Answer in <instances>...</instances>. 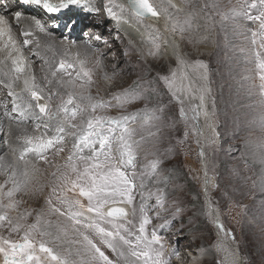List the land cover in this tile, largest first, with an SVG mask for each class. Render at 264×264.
<instances>
[{
  "label": "rangeland",
  "instance_id": "rangeland-1",
  "mask_svg": "<svg viewBox=\"0 0 264 264\" xmlns=\"http://www.w3.org/2000/svg\"><path fill=\"white\" fill-rule=\"evenodd\" d=\"M180 1L183 10L188 11L173 20L179 24V29L173 35L181 39L180 56L187 57L184 63L176 57L169 60L161 58L164 53L163 35L169 31L165 21L162 24L161 21L151 22L144 42L147 50H137L128 41L130 39L127 40L117 30L115 23L109 21L111 15L105 12L111 7H119L121 12L126 10V4L121 0H104L98 14L86 17L90 22L85 23L83 34L81 32L79 38H75L79 42H68L73 46V52L83 44L90 49L91 46L85 44L84 40L88 37L90 42L94 40V43L100 45V48L97 44L93 46L92 54L81 47L78 54L81 49L87 53L77 54L76 60L68 58L67 61L64 54L52 59L45 56L39 59L38 52L30 57L29 63L36 75L39 74L37 79L41 99L52 105V111H55L62 97L66 98L65 89H57L53 85L55 79L57 81L67 77L59 72L60 76L50 77L45 69L49 65L56 68L61 60L77 68L80 62L90 67L93 61L95 67L90 68L93 79L91 92L93 96L110 100L113 105L116 104L113 95L132 88L134 82L139 81L143 88L148 89L142 98L123 107L112 106L97 111V115L111 117L139 113L136 121L129 126L137 130L134 139L144 137L136 146V187L133 189L132 203L118 197L105 206L121 204L130 207L129 216L116 218L115 223L125 224L134 233H138L142 216L147 215L150 223L145 225L146 234L150 237L155 230L162 238V259L167 260L168 264H177L175 260L185 250L204 251L202 255L211 257L203 259L201 264H229L231 253L240 259V263L235 259L232 264H264V79L261 78L264 69L260 68L261 61H264V47H261L264 43V29L260 28L259 21L248 19V16L259 15L264 6L260 5L259 0ZM253 4L256 7H252ZM188 14L191 19L187 17ZM199 17L204 19L202 35H207V43H197L195 38L197 33L194 25ZM76 21L78 23L79 20ZM105 22L108 23L106 26L110 29L109 33L102 29ZM156 37L160 50L152 56L148 53L154 48L153 39ZM113 42L119 44L117 53ZM202 45L208 47L205 52L200 48ZM101 49L103 51L98 55ZM99 59L109 62L108 73L102 74L104 68ZM197 60L207 65L206 78H202L205 75L204 69L193 66ZM173 72L176 73L177 84L183 78L185 85V91L178 93V99L172 96L164 81L158 79L171 76ZM56 92L60 95H55ZM146 106L148 110L157 106L164 108L163 113L159 114L161 119L153 121L155 127H141L145 120ZM181 108L186 115H181ZM40 120L43 121L44 117ZM150 132L154 135L150 136ZM22 137L23 134H20ZM20 138L15 140L14 146L9 143L18 159L25 147ZM71 144L72 141H69L63 145L65 152L61 153L58 163H64ZM113 147H116L115 144ZM48 156L51 161L54 153L49 152ZM6 161L8 164L14 162L11 157L6 158ZM152 161H159L154 173L150 166ZM37 164L42 172L41 176L37 174L35 178L41 185L40 190L32 191L30 183L26 189L14 194L13 199L20 201L18 206L7 210L12 220L23 226L22 230L10 233L7 228H0V235L21 240L27 226L35 222L37 214H42V219L50 222L47 231L51 235L42 236L39 230L30 232L32 240L37 245L41 240L45 241L47 247L67 259L69 264H104L102 260H93V250L83 240L81 233L88 235L113 264H143L142 260L137 262L130 255L126 245L119 246L118 250L124 252L120 256L104 245L91 230L80 228L77 231L67 215H63L65 220L59 213L52 212L46 200L51 195L53 180L49 173L53 169L42 162ZM15 166H18L19 172L23 170L24 163L17 160ZM128 171L131 174L132 169ZM7 178L8 175L5 177L1 171L0 184ZM10 183L5 184L4 192L11 188ZM34 193L38 195L37 200H34ZM68 195L70 198L81 199L87 205V198L73 193ZM158 197L161 204L157 203ZM51 198L57 207H61L55 195H51ZM2 201L7 204V196H3ZM26 211L32 214L19 219L21 213ZM62 211L66 209L62 208ZM210 212L214 214L209 215ZM217 219L223 225V230L217 226ZM225 242L229 245H224ZM37 254L43 257L38 248ZM0 264H4L3 254H0Z\"/></svg>",
  "mask_w": 264,
  "mask_h": 264
},
{
  "label": "snow or ice",
  "instance_id": "snow-or-ice-1",
  "mask_svg": "<svg viewBox=\"0 0 264 264\" xmlns=\"http://www.w3.org/2000/svg\"><path fill=\"white\" fill-rule=\"evenodd\" d=\"M82 2L83 0H18V3L41 7L50 14L66 12ZM259 3L264 6V0H259ZM135 7L138 16L145 13H150L153 16L158 15L149 0H135ZM252 7H256V5L253 4ZM0 9H3V14H0V35H4L11 32V24L7 16L10 9L7 4H0ZM177 10L179 11V9ZM108 11L111 15V9ZM233 11L235 12V9ZM21 15L22 13L17 11L15 18L19 20ZM248 19L259 21L260 28L264 29V10H261L259 15L255 17L248 16ZM32 20L36 27L44 31V25L39 19L34 16ZM76 24L77 21L69 16L64 22V27L71 31ZM23 35L29 37L32 33L24 31ZM9 39H11L10 36ZM157 40L158 37L153 39L155 51L150 50L149 55L155 56L159 52L160 44L156 42ZM30 43L31 40L29 39L23 41L25 46ZM261 47H264V43L261 44ZM13 51L19 53V50L14 47L9 52L13 71L18 75L11 77V82L7 85L9 89H12L15 81L19 80V74L25 73L27 69L24 57L21 54L13 56ZM36 54L33 53V55ZM181 63L184 61L181 60ZM193 66L204 69L205 75L202 78H206L207 65L203 61L197 60ZM260 68L264 69V61H261ZM58 72L67 77V79L61 78L56 81L58 87L65 89L66 98H61V102L56 106L55 111L50 110L48 104L37 105L39 112L53 124L54 134H47L49 123H44L43 134L39 136L25 134L22 137L25 147L20 152L19 160L23 161L24 168L19 172L14 164H7L4 158L0 156V170L11 169L7 180L0 184V228H7L10 233L19 232L23 228L19 222L12 220L7 210L16 208L20 203V201L13 199L14 194L26 189L37 174L41 173V169L37 167L36 163H33L29 169V162L25 160V157L31 154L37 158V162H42L53 169L49 173L53 180L51 195H55L56 201L61 207H57L53 203L50 195L46 203L52 212L67 215L77 231L80 228L91 230L100 237V241L104 245L112 249L113 252H118L120 256H123L124 252L118 250L119 246L126 245L130 250V255L137 262L142 260L143 264H168L167 260L162 259L164 255L162 238L155 230L151 232L150 237L146 234L145 225L150 223L147 215L142 216L138 233H134L125 224L114 222L118 217H127L128 213L124 208H105L118 197L129 204L132 203L134 198L132 193L136 187V146L143 141L144 137L141 136L140 140L134 139L137 130L129 126L136 121L139 113L111 117L97 115V111L112 106L123 107L127 103L142 98L148 89L143 88L139 81L134 82L132 88L124 89L122 94L113 95L112 99L116 101V104L113 105L110 100L93 96L91 92L92 71L83 62H80V66L77 68L76 65L61 60L56 70L51 71L52 77L55 78ZM3 75L8 77L9 73L4 72ZM261 78L264 79V76ZM35 79L34 75L25 76L23 80L24 91L29 93L32 99L40 100V89L35 83ZM158 79L164 81L174 98L178 99V93L185 91L183 78L177 84L175 72L171 76L158 77ZM148 83L151 84L152 82ZM77 88L79 91H76ZM9 94L17 95L11 91ZM54 94L60 95L59 92ZM200 99L203 101L202 95ZM28 108L31 109V105H28ZM163 111V106H157L150 110L146 106L145 120L141 127H155L153 121L160 120L161 115L159 114H162ZM181 115H186L183 108H181ZM39 128L40 124H37V129ZM149 135H154V133L150 132ZM69 139L72 141L71 150L64 163H58L57 160L61 153L65 152L63 145ZM114 144L115 148L113 147ZM85 150L88 151L87 155H85ZM49 152L54 153L51 161L48 156ZM158 163L159 161L150 163L153 173L156 171ZM128 169H132L131 174ZM9 181L12 187L4 192V186ZM69 193L87 198V205L79 198H70ZM3 196H7V204L3 203ZM157 203H162L159 197ZM62 208L66 211H62ZM179 211L180 209L177 208V212ZM141 212H144L143 205ZM31 214L27 211L21 213L19 219H25ZM213 214V212L209 213V215ZM216 223L223 230V225L218 219ZM50 226L49 221L42 219V214H37L35 222L27 226L21 240H13L11 236L6 238L0 235V254H3L4 264H51L52 261L55 264H69L67 259L55 254L52 248L47 247L45 241L41 240L37 245L32 240L30 232L39 230L42 236L51 235L47 231ZM63 231L66 234V229ZM81 235H83V240L89 248L93 250V260L99 259L104 264H113L88 235L83 233ZM232 238L234 239V236ZM154 245L159 247H154ZM37 248L43 257L37 254Z\"/></svg>",
  "mask_w": 264,
  "mask_h": 264
},
{
  "label": "bare ground",
  "instance_id": "bare-ground-1",
  "mask_svg": "<svg viewBox=\"0 0 264 264\" xmlns=\"http://www.w3.org/2000/svg\"><path fill=\"white\" fill-rule=\"evenodd\" d=\"M84 1H86V0H83V2ZM94 1H96V0H94ZM150 1H151L152 5L154 6V9H156L159 12V16H157L155 18L138 16L135 12H133L127 6L126 10H123V12H120V14L122 16V19L119 22V27H116L117 30L121 34H123L127 40L130 39L128 41L132 42L133 46L135 48H137V50L145 51V50H147V46H146V44L144 42L146 40V36L148 37V34H149V31H148L149 27L148 26H150L151 22L158 23V21H161V24H162V22L165 21L167 23V28L169 29V31L167 33H164V35H163L164 36V39H163L164 42L162 43V48H163V52L164 53L161 56L162 60H169L172 57H176V58H180L183 61H186L187 60L186 56H184V57L180 56V54H181V44L179 42H180L181 39L178 38L177 36L173 35V33L176 30L179 29V24L174 23L173 20L175 18H180V16H182V15L184 16L186 11H188V10H183L180 0H150ZM103 2H104V0L103 1L102 0H97L96 4H103ZM121 2H124V0L123 1L121 0ZM21 4L22 3H18L16 1H13V2L10 3L11 8H13L14 10L21 9L22 11L26 12V14L28 16V17L25 18L27 23H28V25L26 27H24V28L15 27L14 26V21L12 19H9V23L11 24V32L10 33L13 35L14 40H16V39L20 40L19 39V34L20 33L18 34V32L25 31V30H33L32 23L29 22V18L34 16L33 15V8L30 7V6L23 7V6H21ZM84 6L85 5L80 6L78 8L73 6L72 7L73 9H70L67 12H65L64 14L59 15L57 17V21H66V19L69 16H72L75 20L78 19V20H82V22H83V19H86V16H87V15H85V7ZM118 9H119V7H118ZM177 9H179V11ZM1 11H3V9H0V12ZM187 17L189 19H191L189 14L187 15ZM113 19H114V17H113ZM109 21H111V20H109ZM143 21H145V22H143ZM106 24H108V23L105 22V24L102 25V29H104L106 33H109L110 29H108ZM204 25H205L204 24V19L202 17L201 18L199 17L197 19L195 25H194L196 33H197V35H195V38L197 39V43H207L208 42L207 35H202V32H204V30L202 29L204 27ZM62 29H63V27H62ZM60 36L61 35H59L58 32H56L53 29H52V33H50L49 35L43 34V33H39L40 40L37 41L36 44H35V46L37 47V50H33L32 48H29V49H32V51H28V49H27L25 51V53H23L21 55L29 63L30 57L33 55V53H38L39 49H42V51H39L41 56H45L47 58H51L52 59V58H56L57 56H60V55L64 54L65 57H66L65 59H67V61H68V58L76 60L79 48H81V47H84L88 51L89 54H92L94 52L92 47H90V49H89L84 44L81 45L80 47H77L75 49L76 52H73L72 51L73 46L70 45L68 43V41L60 40V39L58 40V38H61ZM107 38L109 39L108 36H107ZM0 41H1V44H3L4 46H7V48H8V50H6L4 52L3 56L9 57V49L12 48V47H15V46L13 44H11L12 43L11 40L1 39ZM97 43H95V44H97ZM85 44H87V43H85ZM113 44H114V47H113L114 51L117 53L119 51V49H118L119 48V46H118L119 44L116 45V43H114V42H113ZM87 45H89V44H87ZM98 46H100V45L97 44V47ZM98 48H100V47H98ZM98 48H97V50H98ZM200 48L202 49L203 52H205L208 49V47H206L205 45H202V47H200ZM85 49H81L79 54L82 53V52L87 53V51ZM153 49L154 48H151L152 51H153ZM69 51H71V52H69ZM102 51H103V49H101L98 52V55H100L99 53H101ZM12 55L15 56L16 54H12ZM111 57L112 56H110V58ZM60 58H57V59L60 60ZM0 60H1V58H0ZM99 61L103 65L102 68H104L103 71H101L102 74L103 73H108V70L110 69L109 62L108 61H104L102 59H99ZM43 62H44V60H43ZM32 67H31V65L29 63V72L24 74V75H20L19 80L15 81L14 86L12 88V90L15 93L20 95L22 98L23 97L28 98L30 101L32 100V98H31L29 93L24 91L23 80H24L25 76L34 75L35 78H36L35 79V83L38 85V79H37L38 77H37V75H39V74L36 75V73L34 71L35 69H33ZM53 67H52V65L51 66L49 65L45 69L47 74L50 77H52V75L50 73L51 70L52 71L55 70V67H54V69H52ZM92 67L93 68L95 67V64H94L93 61L91 62L90 67H87V68L90 69ZM4 72H8L9 76L5 77L3 75ZM13 76H16V75L11 72L10 68L7 65H3V64L0 63V81H3V83H0V98L1 97L4 98V99L6 98L7 92L9 90L7 85H8V83L11 82V77H13ZM58 76H60L59 73L57 74L56 77H58ZM53 85L57 89H60L58 87L57 83H56V79H55V82H54ZM52 109H53V107H52ZM13 116H15V114ZM47 123H49V129H48V133L47 134L51 135L53 133V131H54L53 124L51 122H49V121ZM36 129L32 125H25V124H20V123H16V122H9L7 117H6V113L1 108V101H0V156H3L4 161H6V158L11 157L14 160L13 164L16 165V162L19 159L15 155V153L10 149L9 145L11 144L12 146H14L16 144L15 140L16 139L18 140L20 138V134H23V136L25 134L39 136V135L44 133V131H37L38 129L37 130ZM20 139L22 140V138H20ZM12 140H14V141H12ZM25 160H27L29 162V164H28L29 169H31V166H32L33 163L37 164V158L35 156L28 157V158L25 157ZM38 164H37V166H40ZM1 171H3V175H5V177H6L10 173L11 169L0 170V172ZM4 172H5V174H4ZM38 175L41 176L42 172L38 173ZM10 186L12 187L11 183H10ZM30 187H31L32 191H36V190L38 191V190H40L41 185L39 183H37V181L34 179V180H32ZM34 195H35L34 196V200H37L38 195L36 193H34ZM30 196H33V195L30 193ZM82 202H84V201H82ZM113 205H116L117 207H122V208L125 209V211H127L126 210L127 208L124 207L121 204H113ZM61 217L64 218L63 215H61ZM224 245H229V244H228V242H225ZM202 252H204V251H202ZM202 252H196V250L195 251L194 250L193 251L192 250H185L182 253H180V256L178 257V259L175 260V262L177 264H201L203 259L211 258V257H208L207 255H202ZM235 259L237 260V262L240 263V259L238 258V256H236L234 254L232 255V253L229 254V260H230L229 264H232L235 261ZM189 261H190V263H189Z\"/></svg>",
  "mask_w": 264,
  "mask_h": 264
},
{
  "label": "water",
  "instance_id": "water-1",
  "mask_svg": "<svg viewBox=\"0 0 264 264\" xmlns=\"http://www.w3.org/2000/svg\"><path fill=\"white\" fill-rule=\"evenodd\" d=\"M126 2H127V4H128V6L136 13V7H135V0H126ZM149 3L152 5V3H151V1L149 0ZM153 6V5H152ZM153 8H154V6H153ZM156 10V9H155ZM157 11V10H156ZM157 13H158V15H156V16H153V15H151L150 13H145L144 15H142V16H144V17H152V18H155V17H157V16H159V12L157 11ZM117 207L116 205H113L112 204V206L111 207ZM124 207H126L127 209V213H128V215H129V208H128V206H125V205H123ZM127 215V216H128Z\"/></svg>",
  "mask_w": 264,
  "mask_h": 264
}]
</instances>
